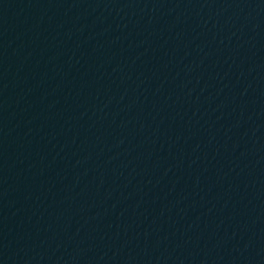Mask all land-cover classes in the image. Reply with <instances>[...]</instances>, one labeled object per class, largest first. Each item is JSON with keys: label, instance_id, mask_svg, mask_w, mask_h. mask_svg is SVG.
I'll use <instances>...</instances> for the list:
<instances>
[{"label": "water", "instance_id": "obj_1", "mask_svg": "<svg viewBox=\"0 0 264 264\" xmlns=\"http://www.w3.org/2000/svg\"><path fill=\"white\" fill-rule=\"evenodd\" d=\"M0 264H264V0H0Z\"/></svg>", "mask_w": 264, "mask_h": 264}]
</instances>
